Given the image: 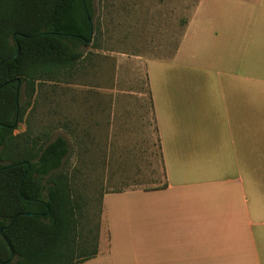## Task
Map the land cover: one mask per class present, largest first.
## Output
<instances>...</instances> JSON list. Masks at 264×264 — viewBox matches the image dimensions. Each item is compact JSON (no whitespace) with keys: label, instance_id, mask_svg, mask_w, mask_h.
Masks as SVG:
<instances>
[{"label":"crops","instance_id":"obj_1","mask_svg":"<svg viewBox=\"0 0 264 264\" xmlns=\"http://www.w3.org/2000/svg\"><path fill=\"white\" fill-rule=\"evenodd\" d=\"M233 1L248 13L204 28L194 11L170 55L139 58L148 112L128 103L143 107L145 93H129L117 118L111 96L109 132L148 117L158 144H105L97 254L86 264H264V0ZM183 50L185 77L165 74Z\"/></svg>","mask_w":264,"mask_h":264},{"label":"rangeland","instance_id":"obj_2","mask_svg":"<svg viewBox=\"0 0 264 264\" xmlns=\"http://www.w3.org/2000/svg\"><path fill=\"white\" fill-rule=\"evenodd\" d=\"M93 9L94 42L84 48L82 60L68 75L37 81L30 98L21 91L20 102L25 111L13 132L20 136L21 143L26 142L25 138L37 145L57 137L67 141L69 152L63 172L70 178L77 204V230L81 240H88L78 256L92 251L96 243L101 195L107 189L105 144H158L155 126H150L148 117L144 126L118 125L114 132H109L111 96L116 95L112 103L115 114L120 116L117 118L125 114L121 98L129 93H145L143 107L139 105L142 99L136 96L128 103L135 114L143 109L148 112L147 81L138 67L139 58L170 55L180 43L194 11L196 22L204 28L218 26L222 22L219 14H234L235 9L240 14L249 11L247 4L239 5L233 0H93ZM185 60L183 50L179 64L174 69L165 67V74L172 70V75L184 78ZM149 68L152 89L155 71Z\"/></svg>","mask_w":264,"mask_h":264},{"label":"trees","instance_id":"obj_3","mask_svg":"<svg viewBox=\"0 0 264 264\" xmlns=\"http://www.w3.org/2000/svg\"><path fill=\"white\" fill-rule=\"evenodd\" d=\"M93 15V0H0V264H78L97 254L99 226L92 251L77 255L88 240L63 172L67 141L21 143L13 134L21 91L30 98L37 81L77 66L94 42Z\"/></svg>","mask_w":264,"mask_h":264},{"label":"water","instance_id":"obj_4","mask_svg":"<svg viewBox=\"0 0 264 264\" xmlns=\"http://www.w3.org/2000/svg\"><path fill=\"white\" fill-rule=\"evenodd\" d=\"M16 56V54L15 55H13V56H11L10 58H8L7 60H9V59H11V58H14ZM2 232V230H0V233ZM13 259V254L11 253V259L9 260V261H11Z\"/></svg>","mask_w":264,"mask_h":264}]
</instances>
